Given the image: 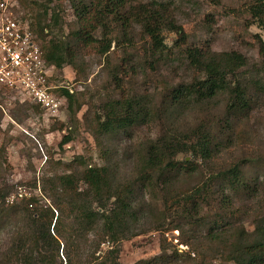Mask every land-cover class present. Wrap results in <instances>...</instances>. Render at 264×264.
<instances>
[{"label":"trees","instance_id":"16d2710c","mask_svg":"<svg viewBox=\"0 0 264 264\" xmlns=\"http://www.w3.org/2000/svg\"><path fill=\"white\" fill-rule=\"evenodd\" d=\"M49 2L55 3L53 25L59 20L58 4L67 2L76 28L67 39H50L42 48L47 64L60 68L65 62L78 74V47L79 51L86 49L105 56L116 40L112 38L115 32L120 36L117 42L130 43L137 28L149 41L146 54L149 60L144 59L138 65L130 59L129 70L120 69L130 71L128 76L145 67L155 71L173 55L162 38L166 30L177 35L173 46L177 49L175 59L184 62L192 76L189 81L165 89L155 110L149 107L147 97L121 91V97L108 102L103 109V119L96 121L99 136L125 134L156 119L167 121L165 130L149 138L138 151L135 177L115 183L110 166H92L78 157L64 165L62 173L43 176L40 196H21L20 207L6 203L9 190L0 189V264H120L121 243L146 231L139 229L142 217L138 194L157 187L164 197L163 206L180 219L169 222V227L186 236L192 235L190 230L196 233L195 229H200L201 235L198 239L189 237L190 241L185 242L188 247L195 246V257L188 253L183 257L177 251L167 254L161 247L160 255L136 264H212L204 258L207 254H218L233 264H264V172L262 180H249L245 176V162L237 161L211 172L201 185L189 191L170 190L178 175L195 172L198 162L208 169L215 158L228 150L230 138L223 132L235 133L229 124L232 117L247 114L251 109L254 100L249 91L264 92V84L258 80L247 83L238 78V72L247 65L246 57L235 51L187 47L185 34L175 22L172 4L162 0ZM46 14L47 8H43L36 19V33L43 39L44 30L50 29L45 23ZM251 15L264 31V0L256 2ZM258 55L264 70L261 40H258ZM117 71L112 69L114 79ZM117 81L122 80L117 78ZM56 92L71 108L74 93L66 88ZM220 97L225 99V105L224 115L217 120L218 133L213 131V117L192 127L178 128L177 121L184 111L208 113ZM234 136L236 141L238 135ZM181 156H189L192 161L179 160ZM213 188H217L215 205ZM238 198L255 203L251 232L246 231L241 220L234 222L239 219L234 212ZM42 199L47 203H41ZM212 207L215 211L213 218H209ZM90 236L95 240L93 244Z\"/></svg>","mask_w":264,"mask_h":264},{"label":"rangeland","instance_id":"374dc122","mask_svg":"<svg viewBox=\"0 0 264 264\" xmlns=\"http://www.w3.org/2000/svg\"><path fill=\"white\" fill-rule=\"evenodd\" d=\"M49 1L14 0L15 4L11 9L13 14L27 22L37 35V14L47 8L45 23L50 29L44 30L45 39L37 35L41 50L50 39H67L69 33L76 28L73 11L67 2L58 4L59 20L53 25L51 16L55 3ZM162 1L172 4L175 22L185 34L187 47H208L213 52H238L247 59V65L237 74L238 78L247 83L258 80L264 84V70L258 55V40L264 42V31L257 19L251 15V8L258 0ZM112 38L116 40L111 45L110 53L105 56L95 55L86 49L80 52V48H77L80 64V67H77L78 74L65 62L60 68L54 67V84L68 87L72 94L74 93L71 108L65 101L55 119L47 117L43 111L30 103L13 101L14 94L0 92V189L9 190L6 196V203L9 205L20 207L21 196H40L41 178L62 173L63 166L75 162L78 157H82L92 166L107 164L112 170L114 182H125L136 175L138 151L143 144L165 130L163 126L167 125V121L162 118L129 129L125 134L98 135L96 121L103 119V109L108 102L118 100L121 91L124 94L129 92L132 95L147 97L149 107L155 110L165 89L181 81H189L192 76L185 63L175 59L177 49L173 46L178 37L170 31H163L162 38L173 55L159 64L155 71L145 67L143 71L132 76H128L130 71L122 72L120 68L129 70L130 59L138 65L142 64L144 59L149 60L146 55L150 46L148 39L143 38L137 28L131 34L130 43L117 42L120 38L117 32ZM112 69H118L116 79L112 77ZM117 78L122 80L121 83ZM249 93L254 100L251 109L247 114H236L232 117L229 124L235 133L223 132L225 137L230 138L228 150L215 158L208 169L206 165L198 162L195 172L178 175L170 187L171 192L189 191L201 185L211 172L237 161L245 162L246 178L262 180L264 92L251 90ZM224 105L225 99L220 97L208 113L186 110L177 121L178 128L192 127L207 117H213V131L218 133L217 120L224 115ZM235 134L238 135L236 141ZM183 159L192 161L189 156L179 157V160ZM212 190V204L215 205L213 202L217 197V188ZM163 198L159 187L138 194L142 217L139 229L146 231L121 243L120 264H136L140 260H149L161 254V247L166 249L167 254L177 251L183 257L186 253L195 257V246L188 247L185 242L190 241L189 237L193 236L198 239L201 235L200 229H195L196 233L190 230L192 235L187 233L188 236L172 230L169 222L180 219L175 217L171 209L163 206ZM41 203L47 201L42 199ZM254 204L245 202L243 198L234 202L235 217L239 218L234 222L237 224V221L241 220L248 232L253 230L251 220ZM214 211L215 207L208 211L209 218H213ZM89 240L91 244L95 241L93 236H90ZM204 258L212 264H233L218 254H207Z\"/></svg>","mask_w":264,"mask_h":264},{"label":"built area","instance_id":"2783aa9c","mask_svg":"<svg viewBox=\"0 0 264 264\" xmlns=\"http://www.w3.org/2000/svg\"><path fill=\"white\" fill-rule=\"evenodd\" d=\"M14 4L0 0V92L14 94L13 101L30 103L55 119L66 101L56 91L64 87L52 81L55 68L47 64L27 22L11 11Z\"/></svg>","mask_w":264,"mask_h":264}]
</instances>
